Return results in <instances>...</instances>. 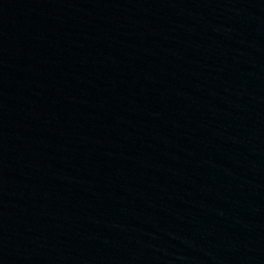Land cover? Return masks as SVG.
<instances>
[{
	"label": "water",
	"instance_id": "water-1",
	"mask_svg": "<svg viewBox=\"0 0 264 264\" xmlns=\"http://www.w3.org/2000/svg\"><path fill=\"white\" fill-rule=\"evenodd\" d=\"M0 264H264V0H0Z\"/></svg>",
	"mask_w": 264,
	"mask_h": 264
}]
</instances>
